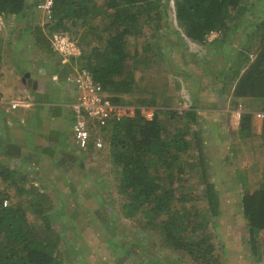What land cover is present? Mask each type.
<instances>
[{"label":"rangeland","instance_id":"obj_1","mask_svg":"<svg viewBox=\"0 0 264 264\" xmlns=\"http://www.w3.org/2000/svg\"><path fill=\"white\" fill-rule=\"evenodd\" d=\"M224 1L159 0L158 10L163 15L158 21L153 17L155 28L145 29L144 36L139 38L128 37L131 54L139 47L138 65L133 58L128 60L137 90L122 98L123 103L142 106L146 111L168 110L167 114H162L167 130L187 132L190 150L182 154L180 162L184 171L174 185L178 197L181 191L185 193L176 211L180 217L190 216L193 222L203 221L199 234L204 232L211 236L215 264H264V230L258 235L254 250L242 203L243 194L258 188L264 176V116L257 117L258 113H264V99L235 98L232 87L227 84L236 69L234 63L242 54L240 43L253 22L264 16V0H248L247 5H242L247 11L237 21L238 28L225 37L215 29L219 22L218 9ZM31 2L25 15L2 14L5 22L0 31L3 57H8L11 65H21L22 76L33 70L34 62L45 67L48 65L44 63L48 62L51 67L57 63L56 55L48 56L36 45L33 33L36 26L43 28L49 42L51 31L45 29L47 18L38 8L41 1ZM167 7L172 12L170 20ZM96 25L103 29L108 27L109 21L96 20L91 29L74 26L68 31L83 49L79 64L99 36L93 34ZM102 35V41L108 39V32L102 31ZM19 94L14 88L5 93L0 91L4 102L0 104V137L9 138L4 143L8 154L0 148V164L17 171L19 184L24 189L17 190L0 179V191L7 196L8 205L21 206L27 212L32 224H39L41 220V214L35 212L33 205L38 202L37 192H43L44 199L47 196L50 211L46 213L61 234L59 255L63 264H198L185 251L173 249L166 243L159 230L162 218L151 227L144 220L148 214L132 215L131 206L124 207L127 202L108 151L92 157L78 151L76 146L69 154L65 148H45L31 136H27L29 141L23 142L18 123L28 112H12L7 105ZM252 106L256 109L252 135L242 138L239 110L242 114ZM189 109L197 111L196 122L185 115ZM199 127L202 130L197 141L193 132ZM200 147L204 165L198 160ZM21 150L24 155L16 157ZM166 176L164 173L163 181L168 184ZM207 181L214 184L219 198L216 217H212L208 206Z\"/></svg>","mask_w":264,"mask_h":264},{"label":"trees","instance_id":"obj_2","mask_svg":"<svg viewBox=\"0 0 264 264\" xmlns=\"http://www.w3.org/2000/svg\"><path fill=\"white\" fill-rule=\"evenodd\" d=\"M247 1L225 0L219 7V22L215 29L223 32L224 37L238 28L237 21L247 11L241 6L247 5ZM30 3L31 0H0V14L25 15L28 6L32 5ZM159 5V0H54L52 18L46 22L48 25L45 24V29L51 32L59 28L68 32L74 26L91 29L96 20L108 19V27L101 29L96 25L92 29L93 34L99 36L81 64L87 66L95 80L112 94L114 102L123 103L124 95L137 90L135 74L128 69V60L133 58L134 64L138 65L139 47L136 46L135 53L131 54L128 51V37L139 38L144 36L145 29L155 28L153 17L158 21L163 15L158 10ZM166 12L170 20L171 9L167 7ZM102 31L109 34L105 41H102ZM33 33L37 47L46 51L48 56H54L55 52L43 28L36 26ZM240 45L242 54L234 63L236 69L227 84L232 87L235 98L264 99V16L253 22ZM3 52L0 41V60L3 59ZM141 108H137L134 116L115 121L105 130L106 151L117 169L119 188L127 202L124 207L131 206L129 211L132 215L148 214L144 220L151 227L156 225L157 219L162 218L159 220V230L169 246L185 251L198 264H215L216 252L211 236L204 232L199 234L203 221L193 222L190 216L180 217L176 211V205L184 200L182 195L185 193L181 191L178 197L174 185L178 175L184 171V165L180 162L182 154L190 150L187 132L167 130L162 114H167L168 110L154 108L153 117L148 119ZM255 110L252 106L241 114L239 132L242 138L252 135ZM185 115L197 121L196 110H186ZM201 130L199 127L193 132L197 141ZM262 136L264 138V123ZM6 141L9 140L0 137V148L4 151L2 144ZM198 160L205 164L201 147ZM164 173L167 174L168 184L163 181ZM17 174L16 170L0 164V179L23 191ZM205 179H208L206 175ZM206 197L212 217L218 216L219 198L210 181H207ZM6 200L7 196L0 191V264H63L59 255L61 234L52 226L50 215L46 213L50 211L47 196L44 199L43 192L38 191V202H33L35 212L41 214L39 224H32L21 206L5 205ZM242 203L250 244L256 250L257 237L264 230V176L258 188L243 194Z\"/></svg>","mask_w":264,"mask_h":264},{"label":"built area","instance_id":"obj_3","mask_svg":"<svg viewBox=\"0 0 264 264\" xmlns=\"http://www.w3.org/2000/svg\"><path fill=\"white\" fill-rule=\"evenodd\" d=\"M53 4L54 0L39 2L38 8L47 18L46 22L52 18ZM4 26V18L0 14V31ZM49 38L51 47L58 57L60 70L66 73L63 75V81L72 99L69 105L74 116L72 125L74 145L85 154L97 156L107 147L105 130L115 121L134 116L139 106L114 102L112 94L95 80L89 68L79 64L78 60L83 56V49L68 32L54 30ZM2 101L0 98V103H4ZM7 103L10 111H27L34 105L30 93H21ZM141 109L148 119L153 117L154 109L147 111L144 110L145 108ZM263 116L264 113L257 114L259 118ZM239 117L241 118V110Z\"/></svg>","mask_w":264,"mask_h":264},{"label":"crops","instance_id":"obj_4","mask_svg":"<svg viewBox=\"0 0 264 264\" xmlns=\"http://www.w3.org/2000/svg\"><path fill=\"white\" fill-rule=\"evenodd\" d=\"M45 57L48 56L46 55ZM8 62H10V59L8 57L5 58L4 55L1 61L2 65H0V91L5 93L14 88V91L20 93H30L34 101L32 109L23 111L28 113L20 117L21 122L18 123L22 133L20 138L24 142L25 140L29 141L27 136H31V138L36 139V142L40 141V144H44L45 146L43 147L45 148H65L68 154L73 152L76 148H74L75 145L72 137L74 116L69 105L72 99L63 81V75L66 73L60 70L58 57L57 63L53 67L45 61L47 63L44 64L50 66L51 70L50 67L42 66L40 63H32L33 70L26 72L30 74V78L32 79L30 83L28 81L26 83L23 80V72L20 71L22 69L21 65H11V62ZM44 70L49 74L47 75ZM33 81L37 82L36 89L33 88ZM60 86L61 89L59 88ZM59 128L61 129L59 130ZM53 135L55 137H52ZM3 138L5 139V137ZM52 141L57 144L53 145L55 143ZM2 145L8 154V147L4 143ZM15 147L20 149L19 146ZM23 148L26 147L22 146L21 149ZM23 155L24 153L21 150V153L17 154L16 157ZM27 156L30 157V153L27 152Z\"/></svg>","mask_w":264,"mask_h":264},{"label":"water","instance_id":"obj_5","mask_svg":"<svg viewBox=\"0 0 264 264\" xmlns=\"http://www.w3.org/2000/svg\"><path fill=\"white\" fill-rule=\"evenodd\" d=\"M23 80L26 82L28 81L29 83L32 81V79L30 78V74L26 73L23 77ZM27 83V82H26ZM33 88L36 89L37 88V82L33 81Z\"/></svg>","mask_w":264,"mask_h":264}]
</instances>
